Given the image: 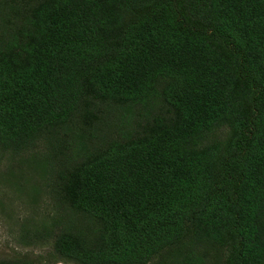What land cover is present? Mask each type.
<instances>
[{"label": "trees", "instance_id": "trees-1", "mask_svg": "<svg viewBox=\"0 0 264 264\" xmlns=\"http://www.w3.org/2000/svg\"><path fill=\"white\" fill-rule=\"evenodd\" d=\"M37 142L54 211L22 243L264 264V0H0V150Z\"/></svg>", "mask_w": 264, "mask_h": 264}, {"label": "rangeland", "instance_id": "rangeland-1", "mask_svg": "<svg viewBox=\"0 0 264 264\" xmlns=\"http://www.w3.org/2000/svg\"><path fill=\"white\" fill-rule=\"evenodd\" d=\"M36 144L29 155L26 152L18 158H12L0 150V260L21 258L28 254L38 258L39 264H71L54 260L49 254V244L31 246L28 241L22 243L20 238L22 227L34 228L48 220L54 211L49 194L41 185L44 182L40 180L39 168L27 167V164L33 165L34 162L27 161V158L44 154L42 143ZM16 159L26 162L20 163ZM15 174L19 175L18 179ZM32 187L36 188V193ZM149 264H159V260H152Z\"/></svg>", "mask_w": 264, "mask_h": 264}]
</instances>
